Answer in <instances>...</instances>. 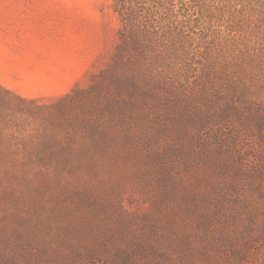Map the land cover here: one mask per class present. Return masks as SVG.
Returning a JSON list of instances; mask_svg holds the SVG:
<instances>
[{"label": "rangeland", "instance_id": "obj_1", "mask_svg": "<svg viewBox=\"0 0 264 264\" xmlns=\"http://www.w3.org/2000/svg\"><path fill=\"white\" fill-rule=\"evenodd\" d=\"M114 1L0 0V264H264V0Z\"/></svg>", "mask_w": 264, "mask_h": 264}, {"label": "trees", "instance_id": "obj_2", "mask_svg": "<svg viewBox=\"0 0 264 264\" xmlns=\"http://www.w3.org/2000/svg\"><path fill=\"white\" fill-rule=\"evenodd\" d=\"M170 1L171 0H115L113 10L122 24L124 47L127 46V39L135 40L137 31H149L152 26H150V21L154 20L155 16H159V20L162 21L172 17V15H174L173 11L167 8ZM2 96L13 98L18 102L22 100L12 92L0 87V98Z\"/></svg>", "mask_w": 264, "mask_h": 264}]
</instances>
